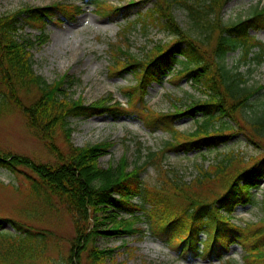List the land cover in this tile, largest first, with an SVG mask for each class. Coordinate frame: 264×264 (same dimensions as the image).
<instances>
[{
    "label": "trees",
    "instance_id": "16d2710c",
    "mask_svg": "<svg viewBox=\"0 0 264 264\" xmlns=\"http://www.w3.org/2000/svg\"><path fill=\"white\" fill-rule=\"evenodd\" d=\"M81 1L83 5L59 1L46 7H23L16 13L0 12V117L14 110L21 112L30 132L54 158L53 164H43L26 156L0 153L1 169L19 174L25 168L31 173L27 175L29 218L10 220L20 238L11 237L16 240L11 244L0 240V261L37 264L46 252L50 216L58 217L63 211L74 228L69 252L61 256L63 264H125L119 261L117 248H100V240L124 243L126 238L145 234L168 245L180 258L222 261L236 244L245 252L246 264H264V218L245 227L233 223L237 206L242 199L249 200L251 191L259 189L264 179V155L247 164L233 151L219 152L228 146L231 131L241 132L248 125L253 131L249 141L264 150V106L255 105L264 95V84L248 86L239 69L240 63L255 68L264 64V43L251 35L264 30V7L227 22L223 10L232 0H129L124 5ZM146 1L154 4L143 11ZM91 6L110 21L122 20L127 29L137 23L145 32L158 27L171 36L169 41L150 39L151 48L142 56L131 51L126 36L109 46L108 75L123 78L130 74L135 80V85L121 89L126 104L109 94L87 105L82 98L70 96L78 81L74 77L64 74L49 84L35 73L31 50L48 41L45 30L49 24L76 22L83 9ZM178 7L187 11L188 27L196 35L182 28L174 13ZM28 26L40 32L34 40L19 34ZM236 52L239 60L232 65L228 56ZM169 76L193 82L205 94L204 100L194 101L183 111L176 104L169 113L149 110V88ZM107 115L141 120L150 132L163 129L169 138L160 149L150 150L142 163L130 164L123 156L117 164L103 167L99 160L115 143L108 140L75 146L70 123ZM183 115L200 116L194 131L183 133L176 128V120ZM203 150L216 152L217 158L207 166L197 165L193 180L183 179L179 170L167 163L171 153ZM138 153L141 156V149ZM150 167L158 174L154 186L143 179ZM259 205L264 214V198ZM33 219H38L37 227ZM204 232L205 241L201 238ZM128 250L132 255L134 249ZM224 264L234 263L228 259Z\"/></svg>",
    "mask_w": 264,
    "mask_h": 264
},
{
    "label": "rangeland",
    "instance_id": "374dc122",
    "mask_svg": "<svg viewBox=\"0 0 264 264\" xmlns=\"http://www.w3.org/2000/svg\"><path fill=\"white\" fill-rule=\"evenodd\" d=\"M59 1L80 3L81 0H0V12L16 13L23 7L48 6V4ZM108 4L124 5L127 0H103ZM154 2L146 1L144 10L152 9ZM264 7V0H232L223 10L225 21L233 22L250 15L256 7ZM176 18L182 28L189 33L196 35L189 26L190 19L188 13L182 7L174 11ZM130 17L129 20H134ZM122 20L110 21L108 18L99 15L93 7L85 8V13L76 23L55 25L49 24L46 32L49 35L48 41L43 45H38L31 50L34 60L35 73L44 78L49 84L62 78L64 74L75 76L79 79L70 90L71 98H82L85 104L90 105L97 100L113 94L116 100L126 103V99L121 95V89L135 85L132 75L112 78L108 75V65L111 61L109 46L120 40V29L125 27ZM126 37L131 43V51L135 55L142 56L144 52L151 48L150 40L169 41L171 36L161 29L149 27L147 32L139 29V24L126 30ZM22 36H38L39 31L31 29L29 26ZM258 40L264 42V30L251 32ZM230 64L234 65L239 60V52L230 54ZM240 71L248 79L247 85L254 86L264 84V65L256 67L249 63H240ZM250 69H252L250 71ZM174 73L170 74L173 75ZM169 77L160 83H154L148 92L146 105L151 111L156 113H169L178 105L181 111L193 105L194 101H203L205 94L197 89L193 82L186 78H176L171 81ZM25 103L31 102L25 97ZM176 100H180L177 102ZM256 107L264 106V95L258 98ZM200 118L191 115L180 116L175 126L181 132H192L196 129V122ZM71 127L74 130L72 141L75 146L86 147L95 145L98 142L111 141L115 143L108 155L100 158L101 166L107 167L109 163L117 164L121 157L127 156L130 164L142 163L150 150H158L163 142L169 138L167 132L156 130L150 133L144 127L143 122L137 119H128L123 116L113 118L110 115L97 116L95 118L71 120ZM251 126L237 132L231 131L230 142L227 147H222L219 152H234L237 156L243 157L247 164L256 157V160L264 155V150L258 149L249 139L252 133ZM253 134V133H252ZM62 144L61 139L58 140ZM141 144V146H140ZM64 149L65 146H62ZM141 149V156L139 150ZM0 153L26 156L36 163H54L53 156L47 152L45 145L35 138L30 132L24 115L14 110L10 115L0 117ZM216 157V152L206 150L191 153H171L168 155L167 163L174 169H178L183 179L193 180L197 173L196 166L205 163L207 166ZM28 169H23L19 174H12L7 169L0 168V240L5 244L14 243L20 238L19 230L10 220L23 222L28 220L27 208L30 202L28 197ZM157 170L150 167L143 174V179L147 184L154 186L157 181ZM259 189L251 191L250 199H242L237 208L233 223L241 227L246 224H253L263 220L259 203L263 201L264 180L259 182ZM26 210V211H25ZM58 217H51V223L45 225L51 230L46 242V252L40 257L37 264H63L61 256H66L69 252L68 241L74 234L71 218L61 211ZM38 219L32 220V224L37 227ZM147 228V226H145ZM17 235V236H16ZM16 236L15 241L11 237ZM203 238V237H202ZM204 239V238H203ZM59 242V246H57ZM100 248H117V257L125 264H224L230 260L234 264H246L243 260L245 252L238 245H233L229 254L222 260L207 261L202 258H179L167 245L152 236L126 238L124 243L119 239L102 238L99 242ZM129 249H134L131 255ZM29 263V262H28ZM24 261L18 264H28ZM0 264H10L2 263Z\"/></svg>",
    "mask_w": 264,
    "mask_h": 264
}]
</instances>
